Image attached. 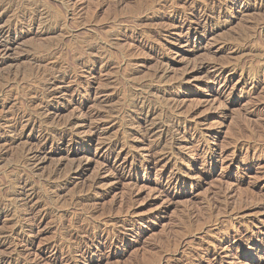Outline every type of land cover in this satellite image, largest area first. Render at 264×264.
<instances>
[{
	"label": "rangeland",
	"instance_id": "rangeland-1",
	"mask_svg": "<svg viewBox=\"0 0 264 264\" xmlns=\"http://www.w3.org/2000/svg\"><path fill=\"white\" fill-rule=\"evenodd\" d=\"M9 263L264 264V0H0Z\"/></svg>",
	"mask_w": 264,
	"mask_h": 264
},
{
	"label": "bare ground",
	"instance_id": "bare-ground-1",
	"mask_svg": "<svg viewBox=\"0 0 264 264\" xmlns=\"http://www.w3.org/2000/svg\"><path fill=\"white\" fill-rule=\"evenodd\" d=\"M199 10H200V9H199ZM7 238H8V237H7ZM7 238H6V239H7ZM14 252H15V251H14ZM18 252H19V251H18ZM11 253H12V252H11ZM15 253H17V252H15ZM72 253H73V252H72ZM12 254H13V253H12ZM19 254H20V253H19ZM21 257H22V255H21ZM12 259H13V258H12ZM19 259H20V257H19ZM72 259H73V258H72ZM16 260H17V259H16ZM73 260H74V259H73ZM17 261H19V260H17ZM17 261H16V262H17ZM9 264H11V263H9Z\"/></svg>",
	"mask_w": 264,
	"mask_h": 264
}]
</instances>
